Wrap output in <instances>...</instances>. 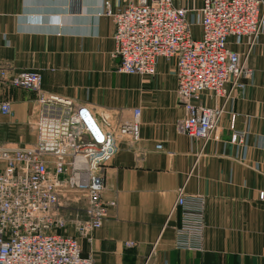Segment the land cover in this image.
<instances>
[{"label": "crops", "instance_id": "obj_1", "mask_svg": "<svg viewBox=\"0 0 264 264\" xmlns=\"http://www.w3.org/2000/svg\"><path fill=\"white\" fill-rule=\"evenodd\" d=\"M203 0H175L188 9L200 37ZM129 0H0V66L9 73L38 70L42 88L87 104L114 122L133 119L141 108V139L123 140L105 167L104 198L115 200L83 255L112 264H264V28L256 44L229 39L247 58L252 76L226 106L214 138L203 146L178 129L185 110L177 97L175 63L161 58L154 76L124 74L113 57L114 22L104 9ZM0 142L35 143L36 93L2 81ZM208 106L222 103L211 94ZM238 133L244 134L240 140ZM162 148L158 149L157 145ZM205 202L202 249L176 246L182 209L170 215L178 190ZM87 200H71L59 213L76 236L74 221L86 220Z\"/></svg>", "mask_w": 264, "mask_h": 264}, {"label": "built area", "instance_id": "obj_2", "mask_svg": "<svg viewBox=\"0 0 264 264\" xmlns=\"http://www.w3.org/2000/svg\"><path fill=\"white\" fill-rule=\"evenodd\" d=\"M104 14L114 22L112 56L121 59L120 72L149 78L161 58L174 61L177 97L185 110L178 129L207 145L228 102L252 76L247 58L229 46V39L256 44L264 28V0H203L200 37L193 34L188 10L175 0H129ZM0 73L9 85L35 92L39 106L35 143L0 142V264H112L84 256L80 238L91 242L116 206L104 198L105 167L121 141L141 139V108L134 109L133 119L114 122L87 104L44 90L38 70L9 73L0 66ZM208 94L222 103L206 105ZM11 109L10 101L0 103L2 114ZM81 198L87 200L88 218L74 221L76 236L59 232L70 224L60 208ZM204 205L203 197L187 194L184 186L178 190L170 213L182 209L178 248L202 249Z\"/></svg>", "mask_w": 264, "mask_h": 264}, {"label": "bare ground", "instance_id": "obj_3", "mask_svg": "<svg viewBox=\"0 0 264 264\" xmlns=\"http://www.w3.org/2000/svg\"><path fill=\"white\" fill-rule=\"evenodd\" d=\"M179 7H180V6H179ZM187 10H188V9H187ZM253 45H254V44H253ZM253 45H249V47H250V48H252V47H253Z\"/></svg>", "mask_w": 264, "mask_h": 264}]
</instances>
